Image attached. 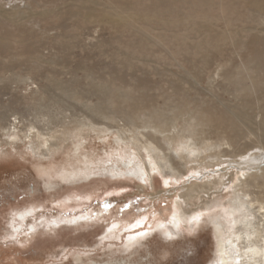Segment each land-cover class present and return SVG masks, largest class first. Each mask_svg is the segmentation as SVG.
<instances>
[{
  "label": "rangeland",
  "instance_id": "374dc122",
  "mask_svg": "<svg viewBox=\"0 0 264 264\" xmlns=\"http://www.w3.org/2000/svg\"><path fill=\"white\" fill-rule=\"evenodd\" d=\"M5 1L10 0H0V9L9 12L14 6L16 15L0 10V61L10 63L0 71V82L7 83L0 95V106L6 108L0 112L7 111L9 119L37 120L45 131L61 130L62 122L84 121L99 128L112 125L113 130L86 131L89 136L77 153L70 141L46 156L23 144L0 145V264H214L216 241L205 221L209 210L189 227L175 229V235L145 228L134 233L143 243L130 249L124 243L100 246L101 235L114 223L103 232L94 227L105 205L125 208L131 200L155 205L168 188H153L149 174L155 177L156 172L138 146L129 144L141 155L132 163L141 160L150 173L143 176L145 181L135 180L146 186L134 182L117 190L109 183L93 199L84 195L99 179H123L104 171L125 169L117 159L126 147L116 144V127L127 133L134 125L162 124L170 131L174 115H182L179 108L189 104L194 109L202 100L228 114L235 104L231 91L208 86V66H199V49L208 43L214 62H237L244 41H264V0ZM2 133L0 129V137ZM169 154L180 161L175 152ZM87 167L92 174L78 175L79 168ZM160 172V178L175 176L168 165ZM195 174L177 178L169 188L180 193ZM84 248L89 251L82 254Z\"/></svg>",
  "mask_w": 264,
  "mask_h": 264
},
{
  "label": "bare ground",
  "instance_id": "6f19581e",
  "mask_svg": "<svg viewBox=\"0 0 264 264\" xmlns=\"http://www.w3.org/2000/svg\"><path fill=\"white\" fill-rule=\"evenodd\" d=\"M10 1L5 2L10 4ZM12 9L10 8L9 12L7 9L0 10L9 16L16 15ZM206 32V27H203L204 37L207 36ZM207 44L202 43L200 46L199 66H208L204 70L207 73L208 86L219 89L222 86L227 87L235 104L228 110V114L221 110H212L205 105L207 100H202V105L197 104L194 109L188 104L179 108L181 116H184L181 119L182 124L179 126L178 123L181 116L175 114L174 125L170 131L162 124L143 126L140 129L137 128L140 125H134L132 132L127 130V133L125 129L116 127L115 142L126 147L117 159L124 164L125 169L119 172L105 168L104 171L109 173L107 176H120L123 179L114 182L99 179L90 185L91 190L84 198L93 199L99 196L98 191L110 186L109 183L115 184L118 190L137 182L135 178L144 180L143 176L149 174L150 170L156 172L155 177L149 174L151 184L154 183L153 188L156 189L159 185L168 188L163 190V195L155 205L131 200V206L125 208L121 205L115 208L105 205L101 218L94 214V217L101 219V222L93 223L94 227L99 226L102 232L104 227L114 222L101 235L100 246L124 243V249H130L143 243L134 233L145 228L148 231L160 229V232L167 236L175 235V229H180L183 224L189 227L191 221L209 210L210 214L205 221L212 225L216 241L214 264H264V41H244L238 49L237 62L228 61L226 64L214 62V56L209 53ZM9 67L10 63L0 61V71L4 72L5 68ZM6 87V82H0V95L5 94ZM0 108L5 109L6 106L1 105ZM36 121L32 119L27 122L18 116L9 119L7 111L0 112V129L5 136L0 137V145L16 147L23 144L35 154L46 156L70 141L72 151L77 153L89 136L86 131L107 132L112 129V125L99 128L95 122L84 121L82 124L62 122L61 130L52 128L45 131L38 127ZM129 144L144 151L142 159L147 160L150 170L146 163L140 165L141 160L132 163L141 155L138 156L131 150ZM127 150L129 153H126ZM169 150L175 152L180 161L174 160ZM167 165L175 172V176L171 179L160 178V170ZM91 168H79L76 171L78 170V175H87ZM191 172L196 173L195 176L192 180L188 179V185L184 184L180 193L175 194L176 188L169 186L176 183L177 178ZM139 182L137 186H146ZM62 203L64 207L70 206L64 201ZM39 205L41 204L31 205L25 211L22 210L24 212L20 213V218ZM154 206L157 211H151ZM196 224L197 222H194V225ZM32 227L34 228V225ZM54 229L49 230L53 232ZM34 235L26 236V240ZM117 238L120 243L116 241ZM88 251L89 249L84 248L80 252L85 254ZM88 264L99 263L91 261Z\"/></svg>",
  "mask_w": 264,
  "mask_h": 264
}]
</instances>
